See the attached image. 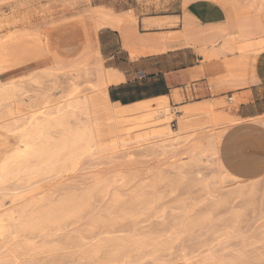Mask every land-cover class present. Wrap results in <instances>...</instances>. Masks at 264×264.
Segmentation results:
<instances>
[{"label": "bare ground", "instance_id": "bare-ground-1", "mask_svg": "<svg viewBox=\"0 0 264 264\" xmlns=\"http://www.w3.org/2000/svg\"><path fill=\"white\" fill-rule=\"evenodd\" d=\"M213 2L220 6L225 3L222 0ZM256 3L252 0L248 8H254ZM258 5L262 7L264 0ZM92 12L97 28L117 27L125 17V13L116 14L106 7H96ZM7 40L0 42V74L9 68L18 53L27 55V58L36 47L29 40L30 43L23 45L17 44V39ZM225 49L264 55V38L239 32L222 38L219 46L198 48L209 62ZM17 60L24 62L23 59ZM14 63L18 65V62ZM60 73L66 76L64 85L56 80ZM121 78L117 71L104 67L97 51L78 66L67 68L52 62L47 70L28 77L27 81L7 83V86L0 81V264H29L38 256L59 257L63 248L60 244H53L54 238L65 236L70 227L79 226L83 214L92 207L95 193L106 194L119 184L121 188H128L141 177L137 167L131 165L126 172L115 173L111 179L96 183L86 195L55 201L51 195H34L49 181L74 174L84 159L93 157L109 162L116 159L171 161L167 172L160 171L153 180L139 187L138 193L129 201L131 208L135 205L148 210L149 219L158 218L157 213L152 214L150 210L162 204L159 187L164 186L168 194L177 195L184 185L186 195L193 189L203 194L202 198H197L198 201L202 199V206L206 204L208 213L200 214L202 216L194 221L185 222L184 218L179 228L182 232L193 233L215 220V213L218 215L224 211L228 215L224 221L221 219L225 224L220 222L221 227L228 226L227 230H231L236 226V235L235 231L221 233L217 237L218 245L226 243L225 238H229L227 242L231 241L233 234L236 239L242 237L238 227L243 223V217L248 211L256 213L260 209L257 201L260 180L242 182L233 178L218 158V145L223 134L242 119L226 104L207 101L188 102L173 108L168 98H161L121 106L111 102L108 93L109 85ZM173 97L177 103L184 99L181 91H176ZM181 168L187 173L182 175ZM185 190H180V196L182 193L185 196ZM27 196L29 199H25ZM120 196L119 193L114 195V207L118 206ZM181 204L183 201L178 202ZM109 227L112 225L99 227L96 234L112 233ZM178 236L175 234L164 243L152 240L119 246L108 263L123 264L132 252L149 247L153 255H158L170 250ZM241 251H238L239 258L235 263H231V259L227 263L264 264V257L261 262L246 261Z\"/></svg>", "mask_w": 264, "mask_h": 264}, {"label": "rangeland", "instance_id": "rangeland-1", "mask_svg": "<svg viewBox=\"0 0 264 264\" xmlns=\"http://www.w3.org/2000/svg\"><path fill=\"white\" fill-rule=\"evenodd\" d=\"M210 1L213 2V0ZM222 1L225 3L221 6L227 10L230 9L236 15L239 32L263 37L264 5L262 7L258 5L260 0H256L257 3L252 9L248 8L252 0ZM90 2L91 0H0V42H6L5 40L8 38L11 42L17 39L18 43L16 41L15 43L19 45L30 43L31 41L36 45L35 49L29 53V58H26L25 56L27 55L24 56L21 52V58L19 57L21 56L19 53L18 57L15 56V60L12 61L13 64L11 62L8 66L9 68L1 73V84L7 86L12 83L24 82L28 80V77L30 78L34 74L37 75L38 72L43 71L53 62L50 56H46L47 53L55 61L65 66H72L82 62L81 57L85 53L84 46L86 47L87 40L80 46H63L64 40L65 42H69L72 39L69 36H66V39H64V37L62 38V36L56 33H59L60 28L62 29L64 26L78 21L83 22L85 14H79V12L87 11L90 8ZM192 2L194 1L184 0V6ZM143 3L148 6L153 5V10L156 13H168L178 9L179 5L183 6V0H151L149 2L144 1ZM173 3L177 5L173 6ZM127 16L128 13H125V17ZM53 33L55 39L51 38ZM192 33H195L196 39H201L206 35H213L214 31L200 32L199 26H197L193 29ZM42 34L46 38L44 37L43 39ZM11 35L13 36L12 39L9 38L12 37ZM194 41L193 39V43ZM4 42L1 44H4ZM195 51L197 52L196 49ZM32 53L34 54L33 56H31ZM197 54L201 55L199 52ZM30 56L33 58L30 59ZM263 56L260 54L236 53L229 49L223 50L217 58H213L212 60L222 61L226 73L215 81L219 84L230 82L236 84L230 88L249 85L255 77L260 82H264V74L261 71L263 70L264 72V69L259 67ZM17 58L21 59V61L24 60V62H19L20 60H17ZM29 59L30 61H28ZM15 61L16 63L18 62V65L14 63ZM253 62L258 65L255 68L258 78L250 66ZM252 72L254 73V77ZM248 77H251V80H246ZM65 78L66 76L60 73L56 77V80L64 85ZM188 97L184 98L182 102L192 100L190 92ZM207 102L212 104L224 103L229 108H234L230 105L229 101H225L224 99H213ZM174 125L175 123H173V129L175 130L176 126ZM220 155L222 162L229 172L245 180H260L261 187L258 193L260 197L257 200L260 209L258 208L259 210L256 213H249L250 211H248V214H245L242 219L243 223L238 227L239 236H242L240 239H236V236H234V234L236 235V226L235 229L231 230H227L228 226L221 227L224 224L221 219L224 221L228 215V212L224 211L223 213L219 212L220 214L218 215L215 213V220L212 221L210 219L212 222L209 221L210 223L205 224L201 229L199 228L193 233L182 232L180 224H182L184 218L185 222L194 221L196 220L195 218L208 213L206 204L201 205L200 201L202 199L198 201L199 198H202L203 194L198 189H193L195 192L193 190L194 193L190 191L188 196L186 195V187L183 189L184 185L180 187L183 190L179 189V192L180 190L181 192L185 190V196L184 193L180 196L179 192L176 193L177 195H170L164 186L159 187L158 191L163 196L162 204L160 207L158 206L159 208L156 207L157 209L150 210L152 214L157 213L158 218L152 217L149 219L148 215H150V212L148 210H141L135 205H132L131 208V199L138 193L139 187L145 186V184L153 180L160 171L167 172L170 164H172L171 161L147 159L143 161H126L116 159L109 162L93 157L84 159L74 174H68L69 176L66 175L60 179L49 181L41 190H37L34 195L36 197H39L41 194L51 195L50 197H53V201L86 195L96 183L111 179L115 173L126 172L127 167L131 165L135 168L137 167L141 177L128 188H121L119 184L117 187H112L106 194L95 193L92 199V207L83 214L78 224L79 226L77 228L70 227L65 236L62 235L54 238L53 244H60L63 248L60 251L59 257L38 256L33 258L29 264H109L108 261L111 255L119 246L141 242L148 243L152 240L164 243L170 237H174L175 234L179 236L172 244L170 250L162 251L158 255L152 254L151 247L141 251L136 250L130 254L123 264H211L214 261L213 264H218L219 262V264H225V262L226 264H231L235 263L236 259L239 258L238 251L241 250L242 253L244 252V256H246H243L246 261L249 260L248 262L250 263L260 261L264 257V213H262L264 210V129L243 126L232 130L221 141ZM204 161L207 162V159H204ZM175 162L177 163V161ZM185 173H187V170L181 168V174ZM205 173L210 174V172ZM116 193H119L121 196L118 206L114 207L113 198ZM25 199H29L28 196ZM180 201H183V204H181V206H184L183 208L178 205ZM155 209L156 211H154ZM257 213L259 218H257ZM220 222L223 224H220ZM105 225H112V227H109L112 233L97 235L98 228ZM217 229L221 230L217 231ZM234 231L235 233L232 237L236 240L232 238L231 241L227 242L229 238H225L226 243L221 244V242L218 245V235L223 232L231 233ZM230 259L231 263H227Z\"/></svg>", "mask_w": 264, "mask_h": 264}, {"label": "crops", "instance_id": "crops-1", "mask_svg": "<svg viewBox=\"0 0 264 264\" xmlns=\"http://www.w3.org/2000/svg\"><path fill=\"white\" fill-rule=\"evenodd\" d=\"M143 2L91 0L90 8L79 12L85 14L83 22L64 26L56 33L64 39L66 36L72 39L69 42L64 40L63 46H80L87 40L82 62L65 66L55 61L49 53L46 56H50L55 64L68 68L84 63L92 52L98 51L104 67L122 75L120 81L108 87L111 102L121 106H132L161 98H168L173 108L187 104V101H174L176 91H181L184 98L190 92L192 100L189 102L213 99L229 101L234 107L233 112L242 121L223 134L218 145V158L224 170L233 178L242 182L259 180H245L229 172L221 160L220 145L223 137L236 128L246 126L264 129V82L256 77L253 80L248 77L246 80H251L250 84L239 88H230L236 85L231 82L219 84L215 80L226 73L222 61L209 62L204 59L203 54H197L198 48L211 49L219 46L225 36L238 35L236 15L230 9L227 10L210 0H196L186 6L183 0V6L179 5L178 9L168 13H156L153 5L148 6ZM176 5L173 3V6ZM96 7H106L116 14L128 13L129 16L122 19L119 27L97 28L96 20L90 13ZM197 26L200 32L214 31V34L196 39L192 31ZM53 35L54 33L51 38L55 39ZM250 66L258 78V73L255 72L258 65L253 62ZM259 67L264 69V56ZM48 68L49 66L43 71Z\"/></svg>", "mask_w": 264, "mask_h": 264}]
</instances>
